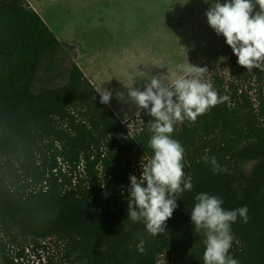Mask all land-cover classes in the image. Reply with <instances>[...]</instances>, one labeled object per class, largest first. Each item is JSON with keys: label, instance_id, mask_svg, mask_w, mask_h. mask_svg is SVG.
<instances>
[{"label": "trees", "instance_id": "1", "mask_svg": "<svg viewBox=\"0 0 264 264\" xmlns=\"http://www.w3.org/2000/svg\"><path fill=\"white\" fill-rule=\"evenodd\" d=\"M71 51L27 0H0V264L30 250L46 264H159L166 254L203 264L206 236L191 221L200 193L225 210L247 206L248 222L231 225L229 255L264 264V71L240 66L228 44L199 66L227 99L174 125L193 188L153 236L128 219V201L130 176L154 155V118L143 110L122 122Z\"/></svg>", "mask_w": 264, "mask_h": 264}, {"label": "clouds", "instance_id": "2", "mask_svg": "<svg viewBox=\"0 0 264 264\" xmlns=\"http://www.w3.org/2000/svg\"><path fill=\"white\" fill-rule=\"evenodd\" d=\"M256 5L259 11L253 15ZM206 16L217 35L225 37L240 66L247 71H264V0H227L225 3L214 0ZM177 67L184 75L178 76L170 86L162 83L158 76H152L143 90L128 89V96L137 109L146 110L154 118V122L150 121L153 135L149 140L154 155L147 163L143 158L139 179L130 176L128 219L143 220L146 230L153 236L165 231L167 221L178 207L177 196L193 188L192 177L184 179L185 150L171 137L174 125L185 119L195 122L209 108L227 99L220 97L213 85L202 79L208 68L190 63ZM97 92L101 104L110 103L111 91L98 89ZM117 98L123 101L121 93H117ZM203 159L210 162L214 170H222L216 158L207 155V150ZM195 199L191 221L195 232L203 231L206 236L203 264H239L229 255L233 242L231 225L238 217L248 222L247 206L225 210L222 199L208 193H200ZM137 248L141 253L144 251L143 240Z\"/></svg>", "mask_w": 264, "mask_h": 264}, {"label": "rangeland", "instance_id": "3", "mask_svg": "<svg viewBox=\"0 0 264 264\" xmlns=\"http://www.w3.org/2000/svg\"><path fill=\"white\" fill-rule=\"evenodd\" d=\"M213 2L45 0L41 2L40 17L63 44L77 47L80 54L76 63L83 73L87 70L80 63L81 56L89 53L92 44L103 49V57L89 65L100 78L93 83L97 89L113 93L109 106L125 123L143 111L131 102L129 88L143 90L152 76H158L170 86L178 76L184 75L178 65L200 66L227 45L225 37L217 35L207 20L206 12ZM81 7L83 13L79 16ZM256 11L258 5L253 15ZM70 55L75 57L76 52L71 51ZM117 93L122 94L123 101L117 98ZM179 262L176 254L159 258V264ZM15 264H46V255L26 251Z\"/></svg>", "mask_w": 264, "mask_h": 264}, {"label": "crops", "instance_id": "4", "mask_svg": "<svg viewBox=\"0 0 264 264\" xmlns=\"http://www.w3.org/2000/svg\"><path fill=\"white\" fill-rule=\"evenodd\" d=\"M29 2V4L31 5V7L39 14V16L41 15V10L43 9L42 6V1L45 0H27ZM50 1V0H48ZM45 7V6H44ZM82 7H81V12L79 13V16L82 14ZM44 20V19H43ZM45 21V20H44ZM46 22V21H45ZM47 23V22H46ZM48 25V23H47ZM59 39V38H58ZM60 40V39H59ZM75 51H76V60L78 62L79 59V54L80 52L77 51V47L75 46ZM102 51L103 49L98 48L96 45L92 44V47L89 51L88 54H84L83 56H81L80 61L85 64L86 68L88 69V73L86 74V77L93 83V80L97 81L100 78L96 75L95 69L90 68V62H92L93 64H96V59L100 60L103 56H102ZM80 62V63H81ZM79 64V63H78ZM94 84V83H93ZM95 85V84H94Z\"/></svg>", "mask_w": 264, "mask_h": 264}, {"label": "bare ground", "instance_id": "5", "mask_svg": "<svg viewBox=\"0 0 264 264\" xmlns=\"http://www.w3.org/2000/svg\"><path fill=\"white\" fill-rule=\"evenodd\" d=\"M81 65L83 66V68H86L85 64H83L82 62H81ZM86 70H87V72H86V73H88L89 71H88V69H87V68H86Z\"/></svg>", "mask_w": 264, "mask_h": 264}]
</instances>
